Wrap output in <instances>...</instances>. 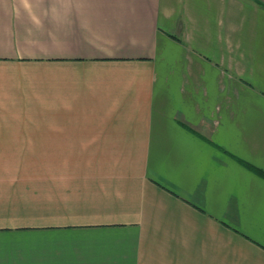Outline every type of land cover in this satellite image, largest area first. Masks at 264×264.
Instances as JSON below:
<instances>
[{
  "label": "crops",
  "instance_id": "1",
  "mask_svg": "<svg viewBox=\"0 0 264 264\" xmlns=\"http://www.w3.org/2000/svg\"><path fill=\"white\" fill-rule=\"evenodd\" d=\"M0 264H264V0H0Z\"/></svg>",
  "mask_w": 264,
  "mask_h": 264
}]
</instances>
